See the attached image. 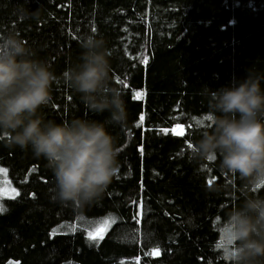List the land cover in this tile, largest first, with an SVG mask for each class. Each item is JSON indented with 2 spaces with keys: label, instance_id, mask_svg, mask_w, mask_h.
Wrapping results in <instances>:
<instances>
[{
  "label": "trees",
  "instance_id": "trees-1",
  "mask_svg": "<svg viewBox=\"0 0 264 264\" xmlns=\"http://www.w3.org/2000/svg\"><path fill=\"white\" fill-rule=\"evenodd\" d=\"M21 6L32 15L18 16ZM7 31L57 77L79 63L83 36L102 38L127 123L106 125L118 172L82 212L54 201L43 159L0 140V193H19L0 198V264H228L219 245L243 197L231 187L212 191L227 183L219 160L194 161L189 145L209 122L203 89L250 73L264 88V0H0V33ZM51 95L46 120L108 117L88 112L62 80ZM178 125L182 136L171 132ZM256 194L264 197V185Z\"/></svg>",
  "mask_w": 264,
  "mask_h": 264
},
{
  "label": "clouds",
  "instance_id": "clouds-1",
  "mask_svg": "<svg viewBox=\"0 0 264 264\" xmlns=\"http://www.w3.org/2000/svg\"><path fill=\"white\" fill-rule=\"evenodd\" d=\"M16 14L32 15L22 6ZM79 63L60 77L15 31L0 33V140L5 147L31 151L43 159L54 177V201L82 212L99 202L118 172L119 148L107 126L123 128L127 111L121 91L111 83L105 41L86 34L80 41ZM58 80L79 95L85 109L108 113L105 122L73 118L46 120L42 109L52 102ZM207 98L208 123L201 138L189 146L197 162L219 160L227 179L212 191L231 187L243 202L227 213L222 253L228 264H264V88L250 73L236 85L202 90ZM200 126V125H198ZM239 178L242 186L236 188Z\"/></svg>",
  "mask_w": 264,
  "mask_h": 264
},
{
  "label": "snow or ice",
  "instance_id": "snow-or-ice-1",
  "mask_svg": "<svg viewBox=\"0 0 264 264\" xmlns=\"http://www.w3.org/2000/svg\"><path fill=\"white\" fill-rule=\"evenodd\" d=\"M144 63H147V60H146V59H145ZM141 96H142V93L137 92V93H135V95H134V99L141 98ZM143 119H144V117L141 116V117H140L141 122H143ZM205 119H207V117H206ZM198 123H199V122H198ZM172 134H173V135H181V136L184 135L183 127L178 125L177 128L172 129ZM189 146H190V145H189ZM141 154H143V153L141 152ZM0 173H6V170H4V169H0ZM3 195H8L10 199H15V197L18 196L19 193H17V192L13 189V190L10 191V193H0V198H2ZM2 207H3V206L0 205V210H2ZM89 238H90L91 240H97V239H103V236H102V235L97 236V235H95V234L90 233V234H89ZM219 247H222V248H223V247H224V244L219 245Z\"/></svg>",
  "mask_w": 264,
  "mask_h": 264
},
{
  "label": "rangeland",
  "instance_id": "rangeland-1",
  "mask_svg": "<svg viewBox=\"0 0 264 264\" xmlns=\"http://www.w3.org/2000/svg\"><path fill=\"white\" fill-rule=\"evenodd\" d=\"M172 132V131H171ZM94 234V233H93ZM98 234H100L99 232H98ZM98 234H95V235H97L98 236Z\"/></svg>",
  "mask_w": 264,
  "mask_h": 264
}]
</instances>
